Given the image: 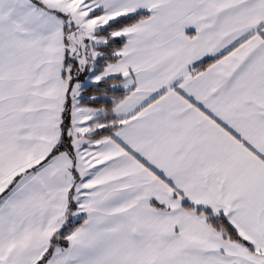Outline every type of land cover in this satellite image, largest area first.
<instances>
[{"label": "snow or ice", "instance_id": "6c2138e0", "mask_svg": "<svg viewBox=\"0 0 264 264\" xmlns=\"http://www.w3.org/2000/svg\"><path fill=\"white\" fill-rule=\"evenodd\" d=\"M0 264H264V0H0Z\"/></svg>", "mask_w": 264, "mask_h": 264}]
</instances>
